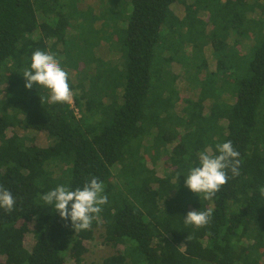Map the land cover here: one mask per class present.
Masks as SVG:
<instances>
[{
	"label": "trees",
	"instance_id": "1",
	"mask_svg": "<svg viewBox=\"0 0 264 264\" xmlns=\"http://www.w3.org/2000/svg\"><path fill=\"white\" fill-rule=\"evenodd\" d=\"M57 1L0 0V264H84L98 228L114 250L99 264H264V0H117L126 67L101 88L97 62L84 82L61 75ZM192 9L210 11L221 54L182 99L164 45ZM234 28L255 45L231 79Z\"/></svg>",
	"mask_w": 264,
	"mask_h": 264
},
{
	"label": "rangeland",
	"instance_id": "2",
	"mask_svg": "<svg viewBox=\"0 0 264 264\" xmlns=\"http://www.w3.org/2000/svg\"><path fill=\"white\" fill-rule=\"evenodd\" d=\"M57 2L60 4L62 13L69 18L70 24L68 31L65 32L64 41L60 46L62 52L57 57L61 75H70L69 81L71 83L74 82V84H76V77L81 76L83 78L81 81L84 82V79H87L88 75L93 73L92 70L97 62L99 72H94V75H98L99 80L96 82V87L99 86L101 88V81L107 79V75L110 74L111 79L114 81L118 79L117 81L121 84L126 67L122 40L125 37L124 29L127 24V18L126 14L121 12L122 10H117L115 6L117 0H58ZM121 3L126 4V8L130 9L129 1L122 0ZM209 13V10L201 9L196 13L192 9L186 21L188 24H192L194 28L191 27L188 32L184 28L182 35L176 40L166 34L165 31H162L161 34L167 35L164 45L166 48H164L168 49L170 55L175 58L168 66L169 77L166 78V81L173 84L174 89L182 96V99L186 97L189 99L197 98L199 86L196 85L194 87L192 85L197 79H205L210 69L213 70L214 62L218 60L221 54H215L212 50L214 34H210L212 27L205 24L208 21ZM178 14L183 16L181 11ZM259 19L263 21L264 15L256 18V20ZM226 21L228 23V19L224 23ZM231 32V35H233L231 38L237 40L238 45L236 51H232L231 56L233 63L236 65V72L232 73L233 77L231 79H233L234 77L242 76L245 72L248 61L251 58L252 50L250 48L254 40L248 38L249 35L238 34V29L236 30V28L232 29ZM241 47H244L243 50L240 49ZM167 52L162 50L161 57H166ZM205 62L206 64L208 63L207 67L196 71L197 63L205 64ZM73 68H76V71L73 72L77 75H72L70 72ZM39 76L41 81H47L49 78L48 70L40 68ZM171 77H173V81ZM60 85L64 86L61 81ZM216 88L218 92V87ZM75 90V94L77 93L78 95L79 90ZM219 94H223V91ZM227 97V95H223L225 100ZM178 102L181 103L180 101ZM174 107L177 112L182 105L179 104L177 106L175 104ZM172 145L174 146L175 143H172ZM172 145L166 146L168 150ZM157 158L154 163V171L157 175L163 176L168 171L165 166L163 150ZM146 161L148 166L152 164V160L149 157H147ZM51 170L53 173H57L58 167L55 166ZM86 248L87 253L83 256L84 264H99L103 259L114 254V250L104 242L102 228L95 230L93 240L86 243Z\"/></svg>",
	"mask_w": 264,
	"mask_h": 264
},
{
	"label": "built area",
	"instance_id": "3",
	"mask_svg": "<svg viewBox=\"0 0 264 264\" xmlns=\"http://www.w3.org/2000/svg\"><path fill=\"white\" fill-rule=\"evenodd\" d=\"M50 67L52 70L56 71L57 68H56V65L55 63H50ZM60 79L58 78L57 79V83L59 84V86L63 89V92H64V98L65 100L71 105V107L73 108V99H72V96L71 94L69 93V91L67 90V88H65L63 85H60Z\"/></svg>",
	"mask_w": 264,
	"mask_h": 264
}]
</instances>
